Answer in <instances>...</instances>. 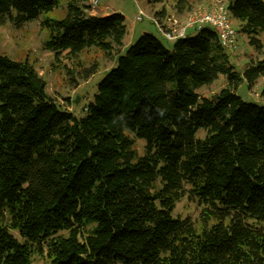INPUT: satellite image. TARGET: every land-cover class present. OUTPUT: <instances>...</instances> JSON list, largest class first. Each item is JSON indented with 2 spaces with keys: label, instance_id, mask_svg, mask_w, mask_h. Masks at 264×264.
Segmentation results:
<instances>
[{
  "label": "trees",
  "instance_id": "trees-1",
  "mask_svg": "<svg viewBox=\"0 0 264 264\" xmlns=\"http://www.w3.org/2000/svg\"><path fill=\"white\" fill-rule=\"evenodd\" d=\"M58 1L0 0V24L21 27ZM91 1L41 20L70 88L99 72L82 53L116 61L81 117L31 64L0 55V264H264V106L236 94L264 79V0H218L259 56L241 71L209 25L171 48L143 33L124 49V16L93 15ZM201 1L162 5L152 23ZM220 75L225 86L201 97ZM182 199L197 220L174 214Z\"/></svg>",
  "mask_w": 264,
  "mask_h": 264
},
{
  "label": "rangeland",
  "instance_id": "rangeland-1",
  "mask_svg": "<svg viewBox=\"0 0 264 264\" xmlns=\"http://www.w3.org/2000/svg\"><path fill=\"white\" fill-rule=\"evenodd\" d=\"M173 1L164 0L163 3L149 4L148 0H96V4L91 8V13L97 16H109L112 13H120L124 16V24L127 30L124 38V49L134 43L143 33L152 34L166 48H171L173 42L166 40L158 32L157 27L152 23V18L154 17V13L161 9L162 5L166 7L168 13H171ZM217 1L202 0V4H199L196 9L198 10L203 6L206 8L205 10H208L213 3H218ZM222 2L224 4L225 0ZM219 3L221 4V1ZM65 8V0H59L53 10L40 16L37 20L23 24L21 27H15L9 21L0 24V55L13 61L31 64L38 75L44 80L47 94L76 117H81L84 106L91 101L96 91L97 84L107 71L115 66L116 61L108 63L101 59L100 53L94 50L84 52L80 55L82 63L89 65L93 61H98L100 64L99 72L90 77L86 82L81 83L76 89H72L66 84L62 69H57V63L54 62V54L44 49V44L48 41L49 36L47 30L41 26V20L44 17L61 21L65 16ZM139 11L143 13L142 21L135 20ZM229 21L236 33L237 39L235 47L229 53V60L236 71H241L246 62L253 58H259V56L247 43L246 36L238 33L236 22L230 17ZM183 24H180V26ZM178 25L177 23L171 24L168 28L175 29L179 27ZM193 34L194 31H188V35ZM258 39L263 44L264 54V33L260 34ZM224 86L225 78L220 75L212 85L200 88L198 94L201 97H209L216 94ZM263 88L264 79L260 78L251 88H248L245 83L241 84L237 88L236 94L245 102L264 106V102L259 96ZM135 145L138 151H141L144 143L138 140ZM174 214L182 217L189 216L195 221L198 218L199 209L193 203L182 199L176 204Z\"/></svg>",
  "mask_w": 264,
  "mask_h": 264
},
{
  "label": "built area",
  "instance_id": "built-area-1",
  "mask_svg": "<svg viewBox=\"0 0 264 264\" xmlns=\"http://www.w3.org/2000/svg\"><path fill=\"white\" fill-rule=\"evenodd\" d=\"M218 3H213L211 8L205 10L204 12L197 14L196 16L188 19L182 26L178 25V28H161L160 32L168 41H173L178 38H183L186 36L187 30L189 29H199L203 25H209L213 27L218 34L220 44L226 49H233L236 44V33L230 25L229 18L226 12L223 10L219 1ZM91 8L96 4V0L91 1ZM143 13L138 12L136 16V21H142Z\"/></svg>",
  "mask_w": 264,
  "mask_h": 264
},
{
  "label": "crops",
  "instance_id": "crops-1",
  "mask_svg": "<svg viewBox=\"0 0 264 264\" xmlns=\"http://www.w3.org/2000/svg\"><path fill=\"white\" fill-rule=\"evenodd\" d=\"M199 8V7H198ZM206 8L201 6L198 10L195 9L191 14L189 15H184V16H175L174 14H170L169 16L166 17V19L164 20V24L166 25V27L168 28V26H171V24H183L185 21H187L188 19L196 16L197 14L202 13ZM92 14V13H91ZM96 15V14H93ZM161 27V26H160ZM165 27V28H166ZM163 28V27H161ZM164 29V28H163ZM159 30V29H158ZM160 32V30H159Z\"/></svg>",
  "mask_w": 264,
  "mask_h": 264
}]
</instances>
